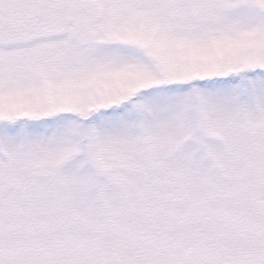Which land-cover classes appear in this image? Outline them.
Returning a JSON list of instances; mask_svg holds the SVG:
<instances>
[{"label": "snow or ice", "instance_id": "6c2138e0", "mask_svg": "<svg viewBox=\"0 0 264 264\" xmlns=\"http://www.w3.org/2000/svg\"><path fill=\"white\" fill-rule=\"evenodd\" d=\"M0 264H264V0H0Z\"/></svg>", "mask_w": 264, "mask_h": 264}]
</instances>
